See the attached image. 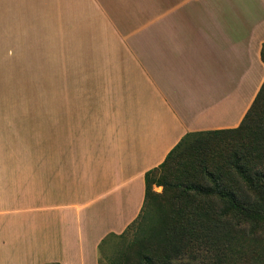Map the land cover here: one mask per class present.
Wrapping results in <instances>:
<instances>
[{
    "label": "crops",
    "instance_id": "crops-1",
    "mask_svg": "<svg viewBox=\"0 0 264 264\" xmlns=\"http://www.w3.org/2000/svg\"><path fill=\"white\" fill-rule=\"evenodd\" d=\"M263 44L264 0H0V52L64 54L45 139L0 158V264H101L149 171L188 134L240 126Z\"/></svg>",
    "mask_w": 264,
    "mask_h": 264
},
{
    "label": "trees",
    "instance_id": "trees-1",
    "mask_svg": "<svg viewBox=\"0 0 264 264\" xmlns=\"http://www.w3.org/2000/svg\"><path fill=\"white\" fill-rule=\"evenodd\" d=\"M145 183L140 215L103 240L101 264L111 239L129 246L110 264H264V83L239 127L188 134Z\"/></svg>",
    "mask_w": 264,
    "mask_h": 264
},
{
    "label": "rangeland",
    "instance_id": "rangeland-1",
    "mask_svg": "<svg viewBox=\"0 0 264 264\" xmlns=\"http://www.w3.org/2000/svg\"><path fill=\"white\" fill-rule=\"evenodd\" d=\"M63 55L0 52V158L29 156L30 140L45 139L47 85L61 77ZM34 155L44 152L35 149ZM154 191L160 194L163 187ZM128 246L111 239L103 249V263L110 264L115 253Z\"/></svg>",
    "mask_w": 264,
    "mask_h": 264
}]
</instances>
